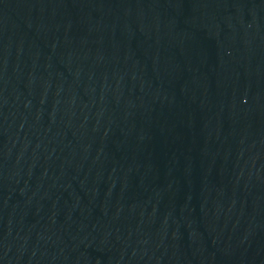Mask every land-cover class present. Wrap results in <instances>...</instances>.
Wrapping results in <instances>:
<instances>
[{
  "label": "water",
  "instance_id": "water-1",
  "mask_svg": "<svg viewBox=\"0 0 264 264\" xmlns=\"http://www.w3.org/2000/svg\"><path fill=\"white\" fill-rule=\"evenodd\" d=\"M0 264H264V0H0Z\"/></svg>",
  "mask_w": 264,
  "mask_h": 264
}]
</instances>
